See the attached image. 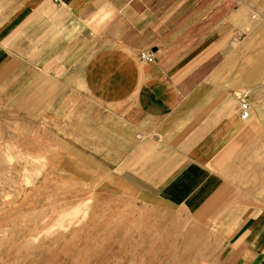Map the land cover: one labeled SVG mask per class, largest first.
<instances>
[{"label": "crops", "instance_id": "0c3cea01", "mask_svg": "<svg viewBox=\"0 0 264 264\" xmlns=\"http://www.w3.org/2000/svg\"><path fill=\"white\" fill-rule=\"evenodd\" d=\"M232 29L223 0H0V93L114 200L207 233L210 264H264V114L241 65L227 73Z\"/></svg>", "mask_w": 264, "mask_h": 264}, {"label": "rangeland", "instance_id": "374dc122", "mask_svg": "<svg viewBox=\"0 0 264 264\" xmlns=\"http://www.w3.org/2000/svg\"><path fill=\"white\" fill-rule=\"evenodd\" d=\"M223 1L227 26L235 27L227 39V73L241 65L240 92L249 96L252 88L264 114V0ZM63 141L0 93V264L216 261L220 250L207 247V233L187 234V219L176 213L143 214L114 200L106 171L75 160ZM257 163L264 197V143Z\"/></svg>", "mask_w": 264, "mask_h": 264}, {"label": "built area", "instance_id": "2783aa9c", "mask_svg": "<svg viewBox=\"0 0 264 264\" xmlns=\"http://www.w3.org/2000/svg\"><path fill=\"white\" fill-rule=\"evenodd\" d=\"M141 61H150L151 55L147 53H142L139 56ZM250 116V106L246 96H242L240 99V106H239V118L242 121H246Z\"/></svg>", "mask_w": 264, "mask_h": 264}, {"label": "bare ground", "instance_id": "6f19581e", "mask_svg": "<svg viewBox=\"0 0 264 264\" xmlns=\"http://www.w3.org/2000/svg\"><path fill=\"white\" fill-rule=\"evenodd\" d=\"M252 19H255V17H254V18H252ZM249 20H250V19H249ZM248 23H249V21L247 22V24H248ZM250 23H251V22H250ZM250 23H249V24H250Z\"/></svg>", "mask_w": 264, "mask_h": 264}]
</instances>
